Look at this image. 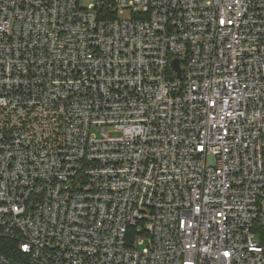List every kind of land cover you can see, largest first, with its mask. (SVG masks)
Here are the masks:
<instances>
[{"label": "built area", "instance_id": "2783aa9c", "mask_svg": "<svg viewBox=\"0 0 264 264\" xmlns=\"http://www.w3.org/2000/svg\"><path fill=\"white\" fill-rule=\"evenodd\" d=\"M82 1L0 0V264H264V0Z\"/></svg>", "mask_w": 264, "mask_h": 264}, {"label": "trees", "instance_id": "16d2710c", "mask_svg": "<svg viewBox=\"0 0 264 264\" xmlns=\"http://www.w3.org/2000/svg\"><path fill=\"white\" fill-rule=\"evenodd\" d=\"M253 232L257 235L259 243L264 247V224L260 220L254 224Z\"/></svg>", "mask_w": 264, "mask_h": 264}, {"label": "water", "instance_id": "95a60500", "mask_svg": "<svg viewBox=\"0 0 264 264\" xmlns=\"http://www.w3.org/2000/svg\"><path fill=\"white\" fill-rule=\"evenodd\" d=\"M173 67H174V69H175L178 73L180 72L178 61H175V62L173 63Z\"/></svg>", "mask_w": 264, "mask_h": 264}, {"label": "rangeland", "instance_id": "374dc122", "mask_svg": "<svg viewBox=\"0 0 264 264\" xmlns=\"http://www.w3.org/2000/svg\"><path fill=\"white\" fill-rule=\"evenodd\" d=\"M81 3H82L83 5H88L89 0H83ZM144 247H145V246H141V247L139 248V250H142Z\"/></svg>", "mask_w": 264, "mask_h": 264}]
</instances>
